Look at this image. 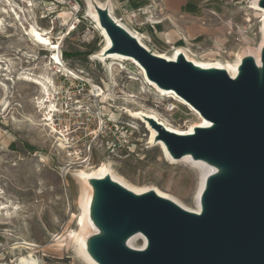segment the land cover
<instances>
[{"label": "rangeland", "instance_id": "1", "mask_svg": "<svg viewBox=\"0 0 264 264\" xmlns=\"http://www.w3.org/2000/svg\"><path fill=\"white\" fill-rule=\"evenodd\" d=\"M14 1L26 10L25 27L36 25L48 32L53 44L51 51L30 49L23 38L15 36V29L8 27V31L0 34V60L3 66L10 64V79H13L6 81L0 78L8 86L6 92L0 87V201L11 199L21 207L11 219L3 220L5 218L0 216V264L12 263L20 256V252L11 253L10 247L21 240L40 246L33 256L41 264H85L77 257L71 239L81 213L82 187L76 177L66 175V169L89 172L107 162L112 164L113 174L126 185L136 188L155 186L162 193L193 208L194 170L185 164L167 162L159 147L148 144L150 133L145 125L115 108L127 107L131 111L154 109L168 124L184 130L197 122L188 106L179 98L162 95L152 86L143 84L140 69L129 61L92 62L90 56L101 49L104 41L87 12L82 11V6L77 15L81 22L71 28L72 16L63 0H31L32 9L18 0ZM228 1L237 12L224 19L232 24V29L223 35L230 37V44L224 47L223 52L218 53L213 48L212 52L202 55L190 48L191 42L163 46L156 52L169 54L173 48L182 47L205 62L218 59L234 61L237 53H254L259 42L261 18L247 8L251 0ZM85 28L92 31L93 40L89 43L81 40ZM239 28L245 29L248 43L243 41ZM66 31L68 34L64 37ZM58 52L62 53L67 68L90 83L83 91L69 85V95L64 94L56 102L57 108L64 107L65 102L68 106L67 114L54 125L57 133L63 131L64 136L68 125L70 151L63 148L58 135L45 126L43 116L47 107L38 106L41 94L36 86L18 80L24 75L40 78L50 74L56 91L60 89L56 82L61 75L51 60V56L56 60ZM92 85L101 87L106 97L101 100L94 97ZM32 121L36 124L33 125ZM101 121L104 127L114 126L120 136L126 138V144L111 152L108 137L94 136ZM89 146L91 159L78 165L87 155ZM71 174L76 175V172ZM95 235L97 233L93 230L88 240ZM25 252L22 256L28 254Z\"/></svg>", "mask_w": 264, "mask_h": 264}, {"label": "water", "instance_id": "2", "mask_svg": "<svg viewBox=\"0 0 264 264\" xmlns=\"http://www.w3.org/2000/svg\"><path fill=\"white\" fill-rule=\"evenodd\" d=\"M264 9V0L258 1ZM111 41L107 54L132 57L159 88L172 90L209 122L177 135L147 119L174 158L190 154L220 168L207 178L201 211L190 213L150 191L136 195L109 177L95 179L91 218L101 233L87 250L98 264H264V47L260 67L241 60L232 79L178 55L167 61L145 49L96 7ZM143 250L126 245L132 235Z\"/></svg>", "mask_w": 264, "mask_h": 264}, {"label": "bare ground", "instance_id": "3", "mask_svg": "<svg viewBox=\"0 0 264 264\" xmlns=\"http://www.w3.org/2000/svg\"><path fill=\"white\" fill-rule=\"evenodd\" d=\"M18 1L26 4V8L32 9L33 7V3L31 0H18ZM258 1L259 0H251L250 6H248L247 8L254 15L259 14L261 18V25L259 27V34H260L259 42L257 43V46L254 49V53L247 52V53H243L242 55L237 53L234 61L224 62V61H220L219 59L213 60L210 62L199 61L198 58L193 57V55H191V52L186 48H173L174 51L170 52L169 54H160L156 51H152L150 47L142 40V38L138 34H134V36L136 37L137 41L145 49H147L148 51H151L154 55L161 57L167 61H175L178 55H183L184 58L190 63H192L196 68L224 70L232 79H234L238 74L241 60L244 57L251 56L254 59L257 67H260L261 65L260 56H261V50L264 47V9L258 6ZM25 12L26 10L24 9V7H21L14 0H0V34H4L6 30L8 31V27H11L12 29H15V33H14L15 36H18L19 38H23L26 41L27 46L30 49L37 48L38 50H42V51H51V45L53 43L51 44L50 37L48 36L49 35L48 32L39 29V27L36 25L35 26L28 25L27 27H25V25L27 24V18H26ZM86 12H87V16L89 17L90 21H92L93 25L97 28L98 32L100 33V36L102 37L104 41L101 49L96 54H92L90 56V59H92L91 60L92 62L93 60H95L96 62H98V64H104L106 61H113V62L129 61L130 63H132L133 65H135L136 67L140 69L141 76L143 77V84L146 83L152 86L154 89L159 91L162 95L173 96L176 99L178 98L181 99L182 100L181 102L184 105H187L190 111L197 118V122L195 125H190L189 128L182 130V129H179L177 127L175 128L171 126L170 124H168L165 121V119H163L156 111H154V109L153 110L143 109V110L131 111L127 107H115L117 111H122L125 114H127L129 117L139 119L145 125L146 129L150 133L148 144L151 147H159L161 149V153L163 157L165 158L167 162H170V164L171 163L185 164L186 166H189L190 168H192V170H194L196 174V188L192 196L193 204H194L193 208H190L182 204L180 201H178L177 199H175L174 197L168 194L162 193L155 186H146L144 188H136V187L126 185L125 183L122 182V180L117 178L115 174H113L114 171L111 166L112 164H108L107 162H104L98 165L96 169L90 170L89 172H86L85 170L80 171V170L66 169V172H65L66 175L70 174L74 178L76 177V179L81 183V187H82V194H81V199H80L81 213L79 214V217L77 218L78 222L76 224V230L71 235L73 244H75V253L77 254V257L80 260H82L85 264H98L87 250L88 237L92 233V231L93 230L96 231L97 235L101 233L100 229L97 228L95 222L91 218L90 209L93 205V200L95 197V191H94L93 186L91 185V181L95 179H104L106 177H109L113 182L117 183L118 185L124 187L125 189H127L128 191L136 195H142V194L152 191L157 196L175 203L177 206H179L180 208L190 213L199 214L201 211V202H200L201 195L205 189L207 178L210 175L220 172L221 170L220 168L214 166L211 163H208L207 161L203 159H193V157L190 154H185L180 158H174L168 151L165 144L161 140H156L157 131L151 127L147 119H153L154 121H156L157 124L163 126L168 131L175 133L177 135L192 134L193 129L195 127H206L209 125V122L206 121L204 118H202L196 110H194L181 97L177 96L172 90L161 89L154 82L150 81L146 77L143 68L132 57L118 55V54H107L106 55L105 51L111 47V41L109 37L107 36L105 30L100 26L98 15L96 11L93 9L91 3L89 2L87 3ZM223 22L228 30L232 29V24H230L228 21H223ZM238 30L242 35L243 41L248 43L249 40H248V37H246V32L244 31L245 29L239 28ZM10 36H13V34H11ZM37 36H39V39H37ZM41 41H47V43H42ZM228 44H230V37L226 36L225 41L214 42L213 46H214V49H216V52L220 53V52H223L224 47ZM165 46L167 45H164V47ZM39 47H42V48H39ZM24 55H27V54L25 53ZM55 57H56V60H54V56H51V60L53 62L54 69L56 70V72L60 71L59 69H61L57 65H61L63 71L70 72L72 76H76L74 72H72L69 68H67L63 64L60 58L59 52L56 54ZM9 63H11V61ZM2 64L4 63L0 60V78L6 81L7 80L13 81L12 78L10 79L11 77L10 67L8 66L10 64L8 65L5 64L4 65L5 67ZM49 75L45 74V75L40 76V78H30L24 75V77L19 78L18 80L19 81L23 80L25 82H29L36 86L39 93L41 94V100L39 99L38 106L42 108V107H45L46 105L47 107V111L46 112L44 111L45 116H43L45 126L50 129L51 133H56L58 135V140L60 141L59 144L63 148L68 150L71 147L70 145L71 142H70V139L68 138V135L70 133L69 132L70 129L68 128V125H66L65 127L66 135L64 136L63 131H61L62 133H57L55 125L52 121L51 112L56 110V105H55V102L52 100V95H54L56 91V86L54 84L52 77H50ZM0 87L2 88L4 92L7 91L8 86H6V84L3 83L1 80H0ZM91 92L94 97L100 98V100L106 97L103 89L96 85H92ZM124 101L127 102V100H124ZM36 102H37V99H36ZM5 104H6V101L3 102V105ZM32 124L35 125L36 123L32 121ZM78 163H79L78 165L84 164L80 162ZM72 171L76 172V175L71 174ZM20 208L21 207L18 204L14 203L11 199H7L6 202L0 201V216L2 218H5L3 220L11 219L13 215L18 214V210ZM138 241H140L139 245H138ZM126 245L134 250H143L147 245V240L141 233H136L132 235L130 238H128ZM37 249H40V246L33 244L31 242H28L26 240L19 241L18 243L10 247V251L13 254L15 252H20L21 254L15 261H13L12 263L10 262L9 264H41L40 261L37 258H34L33 256V252ZM23 251H26L29 255L25 254L22 256Z\"/></svg>", "mask_w": 264, "mask_h": 264}, {"label": "crops", "instance_id": "4", "mask_svg": "<svg viewBox=\"0 0 264 264\" xmlns=\"http://www.w3.org/2000/svg\"><path fill=\"white\" fill-rule=\"evenodd\" d=\"M88 2L94 10H106L131 36L138 34L152 51L191 42L202 55L214 42L225 41L223 21L237 12L228 0H81L84 13Z\"/></svg>", "mask_w": 264, "mask_h": 264}, {"label": "built area", "instance_id": "5", "mask_svg": "<svg viewBox=\"0 0 264 264\" xmlns=\"http://www.w3.org/2000/svg\"><path fill=\"white\" fill-rule=\"evenodd\" d=\"M64 4L66 5V7H68V9L70 10V14L72 16L71 18V28L76 27V25H78L81 20L78 19L77 15L78 13L81 11V0H63ZM60 4V3H57ZM55 6V5H53ZM57 7V5H56ZM85 31L83 32L82 36H81V40L83 42L89 43L90 41L93 40V35H92V31L90 28H85ZM68 34V31H66L64 37ZM60 58L62 60V53L59 52ZM63 62V60H62ZM63 64L66 66L65 62H63ZM59 66L61 69H59L60 71H57L58 74L61 75L60 79L57 80L56 84L58 85L57 87L60 89H58L57 91H55L54 95H52V100L56 102L59 100V98H61L64 94L69 95L71 88H81L80 90H84V88L89 85L90 83L86 80L83 79L81 76L77 75L76 76H72L70 72H65L62 69L61 65H57ZM73 72V70H71ZM78 73H82V71H78ZM65 74H68L69 76H71V79H67V76ZM70 85V87H69ZM65 104H67L66 102L64 103V107L61 106L60 108L56 107L55 111L51 112V117H52V121L53 123L60 121V119L67 114V107L65 106ZM94 136L95 137H108L109 138V142H110V150L111 152L114 151V148L116 147H121L123 144H126V138H123L120 136V133L117 131V129L114 126H103V122H100L99 128H97L94 131ZM91 147H87L86 152L87 155L84 157V159L81 161V163H85V162H89V160L91 159Z\"/></svg>", "mask_w": 264, "mask_h": 264}, {"label": "snow or ice", "instance_id": "6", "mask_svg": "<svg viewBox=\"0 0 264 264\" xmlns=\"http://www.w3.org/2000/svg\"><path fill=\"white\" fill-rule=\"evenodd\" d=\"M37 39H39V36H37ZM42 43H47V41H41Z\"/></svg>", "mask_w": 264, "mask_h": 264}]
</instances>
